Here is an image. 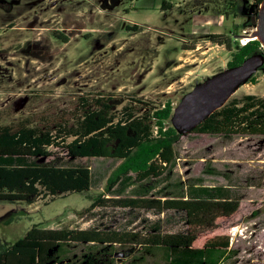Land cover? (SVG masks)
Wrapping results in <instances>:
<instances>
[{
	"label": "rangeland",
	"instance_id": "rangeland-1",
	"mask_svg": "<svg viewBox=\"0 0 264 264\" xmlns=\"http://www.w3.org/2000/svg\"><path fill=\"white\" fill-rule=\"evenodd\" d=\"M254 0H0V125L72 123L81 114L78 98H109L120 117L132 106L136 115L166 100L174 107L198 85L227 70L243 39L264 21L263 3ZM136 26L137 28H134ZM224 35L231 50L207 35ZM264 52V43L260 40ZM246 43V42H245ZM253 78V80H250ZM229 98H264V68H258ZM139 101V102H137ZM149 109V110H148ZM70 141V139H68ZM175 166L160 182L230 186L240 199L224 225L232 250L220 264H264V137L225 138L181 134L173 145ZM30 160L48 166H81L91 172L85 194L40 198L31 205L0 201V247H8L32 228L113 230L149 234L183 232L181 211L94 208L120 160L72 159L63 148ZM209 171V173L207 172ZM164 178V179H165ZM141 192L135 183L124 197ZM169 192V191H167ZM83 245H75L81 256ZM129 256L124 255L130 250ZM137 245H116L114 264H152ZM116 255V254H115ZM141 256L145 258L141 261Z\"/></svg>",
	"mask_w": 264,
	"mask_h": 264
},
{
	"label": "trees",
	"instance_id": "trees-1",
	"mask_svg": "<svg viewBox=\"0 0 264 264\" xmlns=\"http://www.w3.org/2000/svg\"><path fill=\"white\" fill-rule=\"evenodd\" d=\"M262 2L254 0L253 4ZM206 37L212 44L231 50L224 35ZM259 45V41L250 40L239 46L227 68L237 67L245 58L260 53ZM109 100L102 94L78 98L81 114L72 123L40 127L26 120L15 127L0 125V201L31 205L40 198L53 200L70 193L89 192L91 172L87 167L46 166L30 160L52 156L50 148H63L72 159L120 160L103 192L83 212L109 206L158 213L181 211L185 215V231L161 233L156 228L139 235L100 229H45L37 224L12 245L0 247V264H114L119 254L115 246L126 244L140 246L139 251L152 258V264H220L232 252L224 225L238 210L240 199L233 195V189L205 186L202 179L189 185L179 179L149 196L155 187L152 180L166 181L164 173L175 166L173 145L181 135L172 122L176 107L166 100L151 111L136 115L134 107L128 106L117 117ZM192 132L228 139L264 137V98L247 94L229 99ZM140 182L141 192L123 196ZM77 244L83 245L81 256L74 253Z\"/></svg>",
	"mask_w": 264,
	"mask_h": 264
},
{
	"label": "water",
	"instance_id": "water-1",
	"mask_svg": "<svg viewBox=\"0 0 264 264\" xmlns=\"http://www.w3.org/2000/svg\"><path fill=\"white\" fill-rule=\"evenodd\" d=\"M262 3L264 5V0ZM260 25L264 26V21ZM263 67L264 52L261 50L260 53L245 58L239 66L227 68L223 73L198 85L174 109L172 116L174 126L181 134L191 133L214 111L223 107L233 92L249 80L258 68ZM131 250L124 255L125 258L129 256ZM119 256L123 257L122 254Z\"/></svg>",
	"mask_w": 264,
	"mask_h": 264
},
{
	"label": "bare ground",
	"instance_id": "bare-ground-1",
	"mask_svg": "<svg viewBox=\"0 0 264 264\" xmlns=\"http://www.w3.org/2000/svg\"><path fill=\"white\" fill-rule=\"evenodd\" d=\"M250 40H260V41H264V26H262V25L259 26L258 25L257 28L254 29L251 34H249L248 36H245L244 37V39H243L242 42L243 43H245V42L247 43ZM233 94H234V92H233Z\"/></svg>",
	"mask_w": 264,
	"mask_h": 264
},
{
	"label": "crops",
	"instance_id": "crops-1",
	"mask_svg": "<svg viewBox=\"0 0 264 264\" xmlns=\"http://www.w3.org/2000/svg\"><path fill=\"white\" fill-rule=\"evenodd\" d=\"M222 187H228V188L232 189L230 186H225V185H224V186H222ZM231 217H232V216H231Z\"/></svg>",
	"mask_w": 264,
	"mask_h": 264
},
{
	"label": "built area",
	"instance_id": "built-area-1",
	"mask_svg": "<svg viewBox=\"0 0 264 264\" xmlns=\"http://www.w3.org/2000/svg\"><path fill=\"white\" fill-rule=\"evenodd\" d=\"M243 45L245 44V43H242Z\"/></svg>",
	"mask_w": 264,
	"mask_h": 264
}]
</instances>
